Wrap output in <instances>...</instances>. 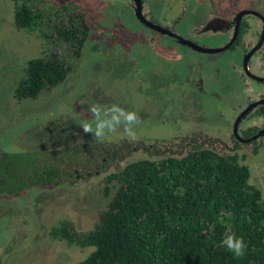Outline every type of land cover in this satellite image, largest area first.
Segmentation results:
<instances>
[{"label": "trees", "instance_id": "1", "mask_svg": "<svg viewBox=\"0 0 264 264\" xmlns=\"http://www.w3.org/2000/svg\"><path fill=\"white\" fill-rule=\"evenodd\" d=\"M42 2L13 0L15 26L39 32L47 48L27 63L17 101L36 100L69 76L72 65L50 46L62 43L78 58L90 34L85 15L73 5L50 10ZM89 153L83 146L0 150V195L65 184ZM251 179L236 155L202 147L182 158L132 162L105 178L103 192L111 199L93 230L79 233L62 220L50 236L91 248L78 264H264V198ZM227 234L243 238L242 259L222 246Z\"/></svg>", "mask_w": 264, "mask_h": 264}, {"label": "flooded vegetation", "instance_id": "2", "mask_svg": "<svg viewBox=\"0 0 264 264\" xmlns=\"http://www.w3.org/2000/svg\"><path fill=\"white\" fill-rule=\"evenodd\" d=\"M98 1L125 9L131 22L140 26L131 28L127 39L119 37L117 45L119 54L140 68L141 84L148 89L140 93L142 102H136V109L125 107L141 117L137 140L130 142L122 129L103 142L86 135L81 146L97 164L77 165L75 176L66 183L89 181L108 169L115 172L137 157L138 161L182 158L197 147L236 155L243 164L260 157L264 149V0H256L255 9L238 8L236 0ZM83 14L90 26V41L91 22ZM150 75L172 80L160 88L158 98H152ZM213 82L216 88L212 92L208 88L207 93L206 87ZM207 95L218 109L214 120L200 104L204 100L200 96ZM189 96L197 105L190 104Z\"/></svg>", "mask_w": 264, "mask_h": 264}, {"label": "rangeland", "instance_id": "3", "mask_svg": "<svg viewBox=\"0 0 264 264\" xmlns=\"http://www.w3.org/2000/svg\"><path fill=\"white\" fill-rule=\"evenodd\" d=\"M236 1L238 8H258L256 0ZM41 5L50 10L73 5L78 12L85 13L91 22V40L78 58L62 43L50 46L51 51L63 55L72 65L69 76L36 100L17 101L15 89L25 74L27 63L44 56L47 48L39 32L21 31L15 26L13 0H0V150L81 146L86 137L81 124L91 119L87 111L91 104L112 102L136 109V102H142L140 93L148 89L141 84L137 64L131 65L119 54L118 38L127 39L131 28L140 27L136 21L131 22L125 9L98 0H43ZM150 77L154 78L152 98H158L160 88L172 80ZM208 88L212 92L215 83L206 87L207 93ZM200 97H204L200 104L214 120L218 109L215 110L210 95ZM189 98L190 104L197 105L193 96ZM89 155L91 153L84 159L87 163H82L85 168L97 164V159ZM244 162L252 170L251 180L264 198V149L259 158L251 157ZM123 168L120 166L115 172L108 169L89 181L33 189L15 197L0 195V264H78L86 259L91 248L55 241L50 231L62 220L71 222L79 233L93 230L111 199L103 192L104 179Z\"/></svg>", "mask_w": 264, "mask_h": 264}, {"label": "clouds", "instance_id": "4", "mask_svg": "<svg viewBox=\"0 0 264 264\" xmlns=\"http://www.w3.org/2000/svg\"><path fill=\"white\" fill-rule=\"evenodd\" d=\"M87 111L91 119L84 120L81 124L84 135H91L97 141L103 142L109 134H119L122 129L123 135L130 142L137 140L136 129L142 121L136 111L127 110L119 104L109 106L101 103L91 104ZM222 246L237 259H242L247 250L243 238H238L235 234H227Z\"/></svg>", "mask_w": 264, "mask_h": 264}, {"label": "water", "instance_id": "5", "mask_svg": "<svg viewBox=\"0 0 264 264\" xmlns=\"http://www.w3.org/2000/svg\"><path fill=\"white\" fill-rule=\"evenodd\" d=\"M11 152H17V151H11Z\"/></svg>", "mask_w": 264, "mask_h": 264}]
</instances>
